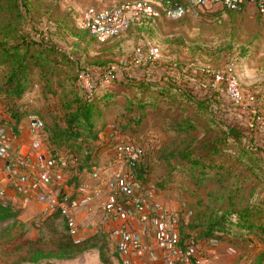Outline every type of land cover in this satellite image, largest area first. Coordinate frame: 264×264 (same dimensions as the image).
<instances>
[{"label":"rangeland","instance_id":"rangeland-1","mask_svg":"<svg viewBox=\"0 0 264 264\" xmlns=\"http://www.w3.org/2000/svg\"><path fill=\"white\" fill-rule=\"evenodd\" d=\"M122 1L28 0L29 9L21 14L10 13L0 4V43L6 45L10 34L19 31L21 34L16 43L20 44L33 27L37 29V34L33 35L40 37L46 47L53 46L56 50L48 68L44 72H34L33 86L24 104L28 106L27 116L37 115L44 122L40 135L49 134V139L45 138L43 142L48 158L60 166L61 161L67 162V166L62 167L66 177L63 188H76L87 182L85 176H78L79 168L85 162L91 164V160H96L95 164L105 163V141L110 130L113 129L125 141L147 143L152 139L153 147L148 146L145 162L151 168L148 183L157 185L168 176L172 177L169 189L161 192V202L167 210L179 216L184 235L193 242H199L201 255L198 264H264V241L251 238L249 241L255 242L241 248L217 244L214 253L206 258L204 249L207 243L200 235L209 221L222 216L234 218L237 213L256 208L264 209V127L257 136L252 132L242 136L227 127H213L208 111L186 108L187 104L170 113L172 110L166 103L162 104L159 89L149 90L143 96L147 102L157 100L159 109L145 111L142 128L125 134L118 126L125 123L124 115L136 111V102L142 97L139 89L129 85L124 75L125 70L129 72L130 67L140 65V58L136 55L138 48L143 49L144 56L150 46L158 49L157 65L176 62L221 72L229 63H234L241 74L244 94L247 98L253 95L257 99L260 88L252 89L251 79L260 77V87H264V19L259 17L254 6L239 13L220 8L192 9L182 21L162 20L133 27L107 44H99L83 32L80 23L86 9L113 8ZM104 66L114 71L117 79L109 85L99 86L92 95H88L78 84L79 74L83 70L97 73ZM8 72V65L0 67V86ZM54 72L60 77H51ZM106 95H111L113 100L110 105L98 106L97 128L100 134L97 141L70 147L56 146L50 141L52 130L63 126L68 104H73L77 97L99 99ZM238 110L237 116L224 113L221 118L232 123L240 133L250 131L253 115L244 109ZM185 117L193 118L197 131L180 134L183 129L177 125ZM210 149L216 151L212 159L207 155ZM184 154L200 158V168L206 170H193L192 164L182 159ZM73 159H79V163ZM5 176H1L4 185L0 190L11 189L15 183L6 180ZM3 204L0 198V205ZM11 210L19 216L0 222V264H32L27 261L37 249L47 254V259L37 264H103L98 249L83 253L74 260L57 259L54 241L57 236L67 234L66 221L50 217L52 214L45 212L36 201L25 207L11 205ZM100 216L97 205L92 210L84 208L80 211L82 228L89 231V236L104 234L99 226ZM105 239L110 248L109 256L115 264H120L113 255L116 252L113 241L108 234ZM25 241H35L37 245L35 248L25 246Z\"/></svg>","mask_w":264,"mask_h":264},{"label":"built area","instance_id":"built-area-1","mask_svg":"<svg viewBox=\"0 0 264 264\" xmlns=\"http://www.w3.org/2000/svg\"><path fill=\"white\" fill-rule=\"evenodd\" d=\"M254 6L264 19V0H124L113 8L90 7L81 18V29L99 44H107L120 38L133 27H142L159 21L179 22L192 9L220 8L239 13ZM136 50L140 62L154 64L159 50L150 46L148 54ZM212 74V88L223 90L229 102L237 109L249 107L259 112L254 96L247 98L241 86V74L234 63L221 72ZM114 71L83 70L78 76L79 86L88 94L102 85L116 80ZM0 97V162L5 179L15 181L11 189L0 190L5 204L25 207L36 201L45 212H60L66 221L68 235L75 245L88 238L89 232L79 222L84 208H100L99 226L115 245L120 264H198L200 248L192 240H182L179 216L170 212L161 202V193L153 185L138 182L135 171L143 166L148 149L143 144L125 141L113 129L109 131L106 159L78 176H85L86 183L78 187H64L65 174L61 166L40 150L20 152L21 143L13 132V121L2 107ZM248 104V107L246 106ZM31 135L44 129V122L37 115L27 116ZM257 121L264 126V118ZM13 133V134H12ZM19 148V149H16ZM16 149V150H15ZM75 162V160H73ZM1 183V178H0Z\"/></svg>","mask_w":264,"mask_h":264},{"label":"trees","instance_id":"trees-1","mask_svg":"<svg viewBox=\"0 0 264 264\" xmlns=\"http://www.w3.org/2000/svg\"><path fill=\"white\" fill-rule=\"evenodd\" d=\"M0 4L4 6V10L10 11V13H22L29 9L28 0H0ZM6 4V5H4ZM25 6L26 8H21ZM17 7L19 9H17ZM223 10V9H222ZM226 11V10H224ZM229 12V11H227ZM232 13V12H230ZM147 25H151L150 23ZM18 34V36H17ZM20 32L10 34L8 38L10 41L4 45L0 43V67L8 65L10 72L5 75L2 85L0 86V97L2 101V107L10 118L15 123L20 122L27 117V110L25 112L17 111L16 101L21 100L22 97L32 88L34 82V72H44L51 62V58L55 55V48L53 46L46 47L40 37L34 36L37 34V29L32 27L29 34L25 36L20 44L19 42ZM6 39V41L8 40ZM12 42V43H11ZM99 70H111L109 67H102ZM129 72L124 71L125 79L131 86H135L142 94L137 100V109L131 115H124L125 123L118 124L119 129L125 134L129 131L136 132L137 129L142 128L146 113L148 110L156 111L159 109L157 105L158 101H144V94L149 90L159 89V95L162 96V104L166 103L170 113L178 110L183 104L186 108H196L201 111H208L209 122L213 127L221 126L227 127L234 134H241L245 136L247 133L252 132L255 136L259 135V132H263V128L258 121V113H253L255 117L252 122V129L250 131L238 132L232 123L228 120L221 118L222 115H235L240 113V110L234 108L229 102L225 91L214 90L212 88V74L207 73L204 69H198L189 67L182 63H168L163 65H157V62L151 64L150 62H141L139 66L133 68L130 67ZM54 72L51 73V77H60V74ZM117 79V78H116ZM111 95L100 97L99 99H90L89 97H77L73 104H68L65 107L63 126L56 127L50 134V141L56 146H75L83 145L90 140H98L100 130L97 128V109L99 105H110ZM104 103V104H103ZM153 103V104H152ZM152 106H148V105ZM251 108L245 110V112L251 113ZM177 116H181L177 113ZM193 116V115H192ZM236 123V122H235ZM178 128L183 131L181 133L191 134L197 131V124L193 121L192 117H185L178 125ZM240 135V136H241ZM153 140H147V143L140 141L139 144H143L149 149L153 147ZM147 145V146H146ZM149 146V147H148ZM207 150V149H206ZM209 158H214L216 151L210 149L207 152ZM210 155V156H209ZM88 157L92 158V155ZM184 161L190 162L193 166V170L201 169V159L195 158L190 154L182 155ZM75 160L76 164L79 163V159ZM96 160H91V164L84 163L81 166L80 172L89 171L94 166ZM61 163V162H60ZM149 164H144L135 171L137 179L143 183V185L149 184L150 172ZM204 172L206 169H201ZM172 177L168 176L164 181L153 185L157 190L165 192L169 189V182ZM16 212L11 210L9 206L0 205V222H5L13 218H17ZM50 217L63 218L60 212H55ZM64 219V218H63ZM67 231V226L65 227ZM182 240H189L188 236L184 235V231L180 230ZM202 240L207 243V246L215 247L217 244H228L233 248H241L253 244L255 241H249L251 238H256L257 241H264V209L256 208L249 212L237 213L235 217L227 218L222 216L215 220L209 221L202 228L200 232ZM106 233H94L83 241L80 245H75L68 235L57 236L54 245L57 248V259L60 260H74L83 253L89 252L94 249H98L100 252V260L103 264H115L113 258L109 256L110 248L106 243ZM196 245L198 241L194 242ZM24 245L34 247L37 245L35 241L24 242ZM22 249V247H20ZM114 257L119 262L117 252H114ZM208 257L206 254L204 255ZM47 259V254L40 249H37L33 256L27 261L32 264H37L40 261Z\"/></svg>","mask_w":264,"mask_h":264},{"label":"crops","instance_id":"crops-1","mask_svg":"<svg viewBox=\"0 0 264 264\" xmlns=\"http://www.w3.org/2000/svg\"><path fill=\"white\" fill-rule=\"evenodd\" d=\"M259 78L260 77L252 78L251 79V81H252L251 86L253 87L252 89H259L260 88L259 89L260 92H259L258 98H257L258 105L260 108L258 115H263V117H264V87H260V83L258 80ZM27 93L22 97L21 100L16 101L15 105H16V108L18 109L17 111L25 112L27 110L28 106L26 104H24V99L28 97ZM251 96H253V95H251ZM251 96H249V97H251ZM253 113H255V111L251 110V114H253ZM253 118H255V117L253 116ZM13 132H14V135H16L17 138L19 139V142L21 143V148L20 149L16 148V149H19L22 154L24 152H33V150H40L46 154L47 150L44 148L45 143L43 145V142H44L45 138H46V140L49 139V134L47 133V135H40V134L31 135L30 130H29V121H28L27 117L22 119L18 123L17 122L14 123ZM0 169L3 170V163L2 162H0ZM4 174H6V173H4ZM4 174L1 173L0 178ZM1 180H2V178H1ZM2 185H4V184L0 183L1 187H2ZM11 205H16V204H14V203L13 204H5V203L3 204V206H9V207H11ZM78 220H79L80 224L82 225V220H80V215H79ZM87 232H89V231L87 230ZM222 245H224V244H222ZM214 249H215L214 247H210V246L206 245L204 251H205L206 255L208 256L207 258H209L210 255H212L214 253L213 252Z\"/></svg>","mask_w":264,"mask_h":264}]
</instances>
